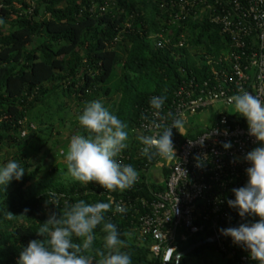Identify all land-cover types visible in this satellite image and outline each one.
<instances>
[{
	"label": "trees",
	"instance_id": "trees-1",
	"mask_svg": "<svg viewBox=\"0 0 264 264\" xmlns=\"http://www.w3.org/2000/svg\"><path fill=\"white\" fill-rule=\"evenodd\" d=\"M176 11L168 0H0V153L5 151V163L16 160L25 168L19 181L0 187V264H17L30 241L46 239L36 233L40 224L53 212L63 218L79 200L111 202L105 221L121 233L120 250L130 255L132 264L154 263L149 242L139 238L140 208L135 200L149 199L160 189L146 183L159 156L149 160L142 154L139 120L152 96H166L164 104L170 103L185 79L181 70L198 82L207 79V57H217L228 43L201 6L181 21L169 17ZM161 35L172 45L183 36V46L157 49L151 40L156 43ZM93 100L126 123L127 148L115 159L130 164L137 180L124 191L108 192L93 182L71 184L59 179L28 190L40 168L26 173L30 163L24 150L33 139L45 145L53 130L58 133L56 126L68 116L69 105L74 110L70 125L79 128L73 134H86L77 117ZM168 174L163 168L162 179ZM53 192L58 199L50 196ZM116 203L123 204L126 213H116ZM7 213L14 218L8 219ZM101 229L102 225L94 229L96 239L83 253L93 264L99 259L97 253L106 251ZM209 238L197 236L179 244L177 253ZM73 242L82 243L76 238Z\"/></svg>",
	"mask_w": 264,
	"mask_h": 264
},
{
	"label": "built area",
	"instance_id": "built-area-1",
	"mask_svg": "<svg viewBox=\"0 0 264 264\" xmlns=\"http://www.w3.org/2000/svg\"><path fill=\"white\" fill-rule=\"evenodd\" d=\"M168 1L177 9L169 16L174 21L184 20L193 8L201 6L228 43L217 57H207L206 65L210 68L207 79L198 82L181 70L185 79L174 91L170 103L163 105L159 115H154L149 107L139 120L141 135L159 131L153 127L154 122L169 125L176 118L184 121L181 134L172 130L176 160L165 162L167 159L159 155L152 156H159L154 166L161 164V169L169 170L161 183L150 179L146 182L158 184L160 189L151 192L149 199L135 200L140 208L139 238L149 242L153 264H173L179 244L205 235L215 240L216 253L226 264H257L246 249L222 237L218 230L232 227L241 218L226 201L234 198L232 189L247 184L246 169L250 165L244 156L261 145L248 135L246 121L235 115L229 98L244 89L264 100V0ZM157 38L155 47L160 50L183 46V36L176 45L166 35ZM215 107L214 122L191 136L187 130L190 121ZM204 137L207 138L201 144ZM225 142L231 143L227 150L222 147ZM205 156L207 159L203 160ZM197 160L203 161L201 166H197ZM257 220L258 217L246 214L238 226Z\"/></svg>",
	"mask_w": 264,
	"mask_h": 264
},
{
	"label": "clouds",
	"instance_id": "clouds-1",
	"mask_svg": "<svg viewBox=\"0 0 264 264\" xmlns=\"http://www.w3.org/2000/svg\"><path fill=\"white\" fill-rule=\"evenodd\" d=\"M2 23L3 20H0V24ZM229 99L235 115L246 121L248 135L264 145V100L244 89H240L239 94H234ZM165 100L166 96L163 95L150 98L149 106L154 115H159ZM77 121L86 134L71 136L64 153L67 172L84 185L93 182L108 192L124 191L131 187L137 180V171L130 164L124 165L115 159L127 148L126 123L99 100L88 102ZM153 127L159 131L138 137L144 146L142 154L149 159L153 155L170 161L175 159L172 130L181 134L183 119H173L169 125L154 122ZM206 138H202L200 143ZM222 147L227 150L231 143L225 142ZM206 159L205 156L203 160ZM244 160L250 165L246 169L247 184L232 189L234 198L228 199L226 203L237 210L238 216L244 217L247 214L258 217V220L250 225L241 224L218 231L222 236L230 238L233 244L246 249L257 264H264V146L247 152ZM202 163V160H197V166ZM24 174L25 168L21 163L16 160L7 161L0 165V187L19 181ZM50 196L58 199L54 192ZM111 207V202L86 203L79 200L65 210L63 218L57 217L53 212L36 232L46 239L30 241L20 253L17 264H93L92 258L83 253L90 249L96 239L94 229L98 225H102L101 230L105 233L103 247L106 251L97 253L99 259L95 264H132L130 255L120 250L123 241L116 225L105 221V212ZM27 211L25 209L24 213ZM114 211L123 214L127 208L117 203ZM20 217H24L23 214ZM7 218L13 219L14 216L7 213ZM73 238L82 243H74ZM181 259L182 254L176 253L173 264H180Z\"/></svg>",
	"mask_w": 264,
	"mask_h": 264
},
{
	"label": "rangeland",
	"instance_id": "rangeland-1",
	"mask_svg": "<svg viewBox=\"0 0 264 264\" xmlns=\"http://www.w3.org/2000/svg\"><path fill=\"white\" fill-rule=\"evenodd\" d=\"M151 44H155L154 40H151ZM69 109L70 110L68 116H65L64 121H61V123L56 126L58 133H55V130H53L51 136H49V138H47V140L45 141V145H42L39 142H35V139H33V145L30 146L29 149L24 150L27 161H29L30 163V167L26 170V173L32 172L36 168H40L34 181L27 186V189L30 191H35L36 187L40 188L42 187V185L53 183L54 181H56V179H59L66 183L70 182L71 184L80 183L74 180L72 176L67 172L64 159V151H67L71 136L74 135L73 133L75 131H79V128L71 127L70 125V121H72V116L74 114L73 105H69ZM215 112L216 110H214L212 115H208L209 122L214 118ZM196 120H198V117H194L193 120H191L190 128L198 125ZM202 128V125H198V127H196L191 133V136H194L197 133L201 132ZM119 155L120 153L117 155V157ZM5 159L6 154L5 151H3L0 153V165L5 164ZM165 162L169 161L165 160ZM155 169L159 171L161 169V164H157ZM153 170L150 171L151 174L153 173ZM53 171H56L58 174L52 176L48 174L49 172ZM152 178L153 177L150 175V180L152 182L161 183L160 177H157V180H154ZM184 264H226V262L216 253V246L213 243L208 244L207 246L190 255L188 259H186Z\"/></svg>",
	"mask_w": 264,
	"mask_h": 264
},
{
	"label": "crops",
	"instance_id": "crops-1",
	"mask_svg": "<svg viewBox=\"0 0 264 264\" xmlns=\"http://www.w3.org/2000/svg\"><path fill=\"white\" fill-rule=\"evenodd\" d=\"M214 110H216V112H215V116H214V118L212 119V121H208V115L209 114H211L212 115V113L214 112ZM217 116V108L215 107L214 109H210V110H208V111H206V112H204V113H202V114H200L199 116H196V117H198V120H196V122L198 123V125H202V130L203 129H205L206 127H208V126H210L211 124H212V122L214 121V119H215V117ZM191 122V121H190ZM197 125V124H196ZM198 125L197 126H195V127H192V128H188L187 130L189 131V134L190 133H192L193 132V130L196 128V127H198ZM155 167L156 166H153L150 170H149V176L151 175L153 178L152 179H156L157 180V177L159 178L160 177V181H161V179L163 178V175H162V169H160L159 171H157L156 169H155ZM153 169H155V170H153ZM151 170H153L152 172V174H151ZM161 171V172H160Z\"/></svg>",
	"mask_w": 264,
	"mask_h": 264
},
{
	"label": "water",
	"instance_id": "water-1",
	"mask_svg": "<svg viewBox=\"0 0 264 264\" xmlns=\"http://www.w3.org/2000/svg\"><path fill=\"white\" fill-rule=\"evenodd\" d=\"M261 146H264V145H260L259 147H261ZM244 217H241L239 219V221L232 226V228L237 227L244 220ZM214 242H215L214 239H208V240L199 242L197 244H194V245L190 246L188 249H186L185 251L181 252L180 254H182V258H188L190 255H192L193 253H195L199 249L207 246L208 244H213Z\"/></svg>",
	"mask_w": 264,
	"mask_h": 264
}]
</instances>
